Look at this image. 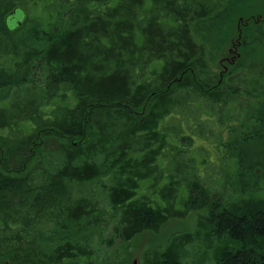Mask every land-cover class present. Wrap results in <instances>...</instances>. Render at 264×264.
Listing matches in <instances>:
<instances>
[{"label":"trees","instance_id":"16d2710c","mask_svg":"<svg viewBox=\"0 0 264 264\" xmlns=\"http://www.w3.org/2000/svg\"><path fill=\"white\" fill-rule=\"evenodd\" d=\"M263 14L0 0V264H129L173 220L141 264H264Z\"/></svg>","mask_w":264,"mask_h":264},{"label":"rangeland","instance_id":"374dc122","mask_svg":"<svg viewBox=\"0 0 264 264\" xmlns=\"http://www.w3.org/2000/svg\"><path fill=\"white\" fill-rule=\"evenodd\" d=\"M264 3V0H262ZM264 15V14H263ZM20 20V19H19ZM237 29L240 28V24H237ZM235 39H233L229 45L226 47V50L222 57H220L217 60V72L225 71L227 69L228 65H238L239 61L243 57L241 50H239V47L234 46ZM256 60V59H254ZM190 222V221H189ZM188 223H182L177 220L170 221L165 228H162V230L158 234H140L132 241L128 242L127 244H122L120 241H117L116 244H114V248L120 250L119 253H122V251H125V254H123V258H126L127 255L131 254V257H129V264H141L142 260V250L144 248H152V249H161L164 245L165 238L167 234L180 231L182 230L184 225H187ZM118 252V251H117ZM128 252V254L126 253ZM121 262H124L125 260L120 258ZM126 264V263H124Z\"/></svg>","mask_w":264,"mask_h":264},{"label":"water","instance_id":"95a60500","mask_svg":"<svg viewBox=\"0 0 264 264\" xmlns=\"http://www.w3.org/2000/svg\"><path fill=\"white\" fill-rule=\"evenodd\" d=\"M257 19H259V18H257ZM255 20H256V19H255ZM242 21H243V20L240 19V20H239V24H240ZM238 30H239V29H238ZM239 39H240V31H239V35H238V38H237V42H236V44H238Z\"/></svg>","mask_w":264,"mask_h":264}]
</instances>
